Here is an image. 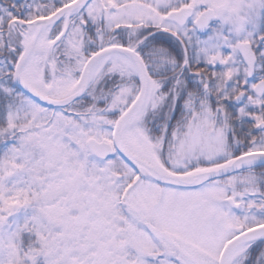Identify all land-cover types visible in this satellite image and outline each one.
I'll return each mask as SVG.
<instances>
[{
  "label": "snow or ice",
  "instance_id": "obj_1",
  "mask_svg": "<svg viewBox=\"0 0 264 264\" xmlns=\"http://www.w3.org/2000/svg\"><path fill=\"white\" fill-rule=\"evenodd\" d=\"M0 264H264V0H0Z\"/></svg>",
  "mask_w": 264,
  "mask_h": 264
}]
</instances>
